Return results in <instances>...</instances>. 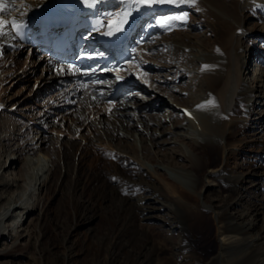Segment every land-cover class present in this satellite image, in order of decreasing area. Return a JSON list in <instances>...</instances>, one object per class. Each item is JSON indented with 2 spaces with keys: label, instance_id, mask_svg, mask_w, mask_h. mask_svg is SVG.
<instances>
[{
  "label": "bare ground",
  "instance_id": "obj_1",
  "mask_svg": "<svg viewBox=\"0 0 264 264\" xmlns=\"http://www.w3.org/2000/svg\"><path fill=\"white\" fill-rule=\"evenodd\" d=\"M48 1L16 0L15 5H13L11 0H4L8 14L1 16L4 19L12 20L19 18L20 11H23L22 19L25 20L34 15ZM21 4L25 5L22 9ZM160 4L164 7H187L195 14V16L192 15V19L197 22L200 21V25L204 26L207 32H211L209 38L206 37L202 40L203 50L209 53L206 54L203 64L200 65L204 76L205 90L211 94V97L202 102L196 100L191 105L184 106L183 103L179 105L183 109L181 112L184 113L182 119L186 123L188 122L191 128L196 129V132L190 130V133L192 135L197 133L196 135L199 137V139L189 138L193 154L192 156H185L186 160H188L191 171L195 172L197 176L198 187L206 185L213 189L215 186L219 187L221 194L218 202L214 203L209 196L202 200L201 193L187 190L163 173L161 177L165 182L161 183L157 181L158 179H154V176H150L142 165H138L131 159L123 158L111 151H108V153H106V150H104L106 152L102 151V144L112 143L115 139V133L119 135L122 134L123 130L136 132L140 129L139 126L136 127L138 123L133 122L139 110L143 109L145 115H149L150 110H158L162 105L166 106L165 104H168L166 100L159 99L152 93L153 101L139 105L133 99L138 97L139 92H148V90L144 87H139V91H136L134 87L140 84L126 80L122 81L124 86L118 90L119 102L112 109L114 120L111 119L103 126L101 121H96L97 123L94 121V124H88L87 121L89 117L102 112L105 101L100 100L97 109L91 108L90 104L86 102L73 106L70 98L77 95L76 92L79 91V87L74 84L72 86L73 91L71 89H63V101H65V105H68L66 108H74L70 120L72 121V126L75 124V131L78 132L83 126L88 124L89 130L94 129L96 131L99 128H104L105 134H100V132L97 134L99 144L92 140L79 144L64 143L63 145V143H60L59 136L57 138L54 137V141H51L53 144H50L49 147V153H52V162L47 165L46 169H44L46 164L42 163L43 172L41 174L37 172L38 176L34 177V187L36 188L37 186V189L40 190L50 180L54 181V185L60 184L70 190L67 206L71 207L70 203L72 202L74 211L72 214L69 211L68 215V212H65L66 204L63 209H60L61 213L65 212V217H68L63 222V227L67 228V230L65 229L67 236L76 233L79 229L78 226L81 227V225L91 223L98 215L99 209L104 208L107 222L100 233H102L103 237L112 239L114 249L112 251L109 250L111 252L109 260L99 259V264H116V260L119 261V264H154L156 256L165 250V246L161 243L157 244L146 230L138 227L137 223L140 220H152L155 217L160 220V228L165 231V235L169 233L168 230L170 229H176L181 232L182 239H179V241L174 235L170 236V234L166 235L167 237L165 238L173 254L185 255L183 256V264H264V230L262 231L264 226L258 229L259 234L257 236L252 235L257 230L255 222L258 220L264 223V203H259L256 200L249 201V208H246L250 210L248 215L245 212L232 213L229 211L230 207L237 205L239 183H241V178L246 176V173L243 170H231L228 166L229 159L236 156L234 149V146H237L235 143L237 142L236 133L242 126V123H239L234 116L238 112H241V114L245 112L241 110L240 99L246 98V102H248V99L255 96L252 91L248 90V86H241V63L247 57L242 52V45H244V40L255 42L257 40V38L253 37L255 34L262 38V40L260 39L261 41H264V0H196L195 4L189 2L181 3L174 0L167 2L166 0V2ZM248 19H254L255 21L252 24L258 26L261 31L251 32L250 29L248 30ZM189 41L186 36H182V43L188 44ZM5 43H13L12 38L0 40L1 46ZM148 45L147 43L140 50L144 51ZM18 49V51H24L26 48L18 47ZM159 49H161V46L159 44L155 45L151 47V50H145L143 55L145 58L152 57L157 64L163 63L164 61L161 62L162 59H166V62L169 61L171 63L173 60L170 57L171 55L167 57H155L153 55V50L159 51ZM177 51L179 61L183 62L189 56L184 49L179 48ZM50 59L51 57H47L45 66L48 67ZM14 60L16 59H13V62L16 63ZM43 60L45 61L44 58ZM150 61L152 60L150 59ZM14 63H10L12 68L15 66L13 65ZM10 66L4 72L9 73L12 69ZM188 69L187 67L183 68L184 71ZM148 75L151 76L149 72H145L142 78H149ZM9 76L0 73V85ZM169 76L168 80L182 79L181 73L174 76L169 74ZM51 77L55 81L54 86L64 82V79L58 73ZM168 80L163 79L160 83L166 85L170 83ZM194 86H196V83ZM159 88L163 89L164 92L167 89L166 86H160ZM0 100L1 112V108L7 106V104H4L1 96ZM209 101L213 103H209ZM14 104L16 103L9 104L7 108H12ZM198 105H204V107L198 108ZM109 118L111 117L109 116ZM4 121L0 125L6 126V121ZM126 121L127 125H124L123 123ZM230 121H232V124H230ZM149 122L145 121L146 125L149 126ZM98 123L100 124L98 125ZM111 129L115 130V132L112 133ZM27 134L28 132L22 133V135ZM41 141L30 142L33 147L30 148V145H26L24 148L25 150L28 149V152L34 150L35 152H42ZM154 143L156 145L160 144L158 141H154ZM131 149L135 151L132 146ZM124 151L128 150L124 149ZM145 151L147 152V150ZM12 155H14L13 151L7 152L5 156L10 158ZM152 159L155 162L156 159ZM87 160L89 165L85 167V161ZM9 167H13L12 163L7 165L6 162H3L0 169L6 170ZM262 168H264V162ZM38 171L41 170L39 169ZM259 174H262L260 178L249 180L254 185L252 192L256 191V188L260 187L261 184L264 186V173L257 170L251 172L254 177ZM14 183L15 180L9 181L5 179L4 175L0 174V204L4 198L1 191L15 185ZM9 203L10 206L8 208L5 206L2 214L8 220L12 219L11 222L15 221L16 223L19 219L18 217H24L21 214L24 210L27 213H30V211L32 213L36 210V207L31 205L28 199L26 202L19 203V200L16 199ZM11 205H16L17 207L11 210ZM18 208L21 211L17 212ZM210 211L212 214L215 213V227L212 232H207L206 237L209 241L200 245L197 241L198 236L202 237L204 234L203 231H200V227L205 221H208ZM159 216L162 219H159ZM53 227L52 225L50 229ZM50 229L45 226L44 231L45 235L50 238V247L55 249L62 244V235L58 232L56 233L54 228L52 231ZM5 230L3 234H5ZM107 251L108 249L105 247L98 246L93 254L96 258H99ZM1 255L3 257H11L13 253L12 251H6ZM66 257L69 261H75L72 251L68 255H57L54 261L57 264L61 260L64 261Z\"/></svg>",
  "mask_w": 264,
  "mask_h": 264
},
{
  "label": "rangeland",
  "instance_id": "obj_2",
  "mask_svg": "<svg viewBox=\"0 0 264 264\" xmlns=\"http://www.w3.org/2000/svg\"><path fill=\"white\" fill-rule=\"evenodd\" d=\"M183 8L186 9L183 15L190 14V18L186 19L187 21L185 20L186 23L168 34L156 37L151 45L152 47L158 44L161 46L160 52L153 50L155 57H167L171 55L170 57L173 59H169L172 60L171 63L169 61L166 62V59H162L161 62H164L157 64L156 60L151 58L152 62L149 63L151 65L149 70L151 76L148 75L149 78H146V82L144 83L151 84V86H146L143 82H139L141 83L139 85L135 80H130L139 85L134 87L136 91L139 87H144L148 90V92H139L140 96L138 95V97L134 98V102L139 105L147 104L149 101L154 100L151 97L153 93L157 98L166 100L168 104H165L166 106L162 105L158 110H150L149 115H145L143 109L139 110L133 122L138 123L136 127L139 126L140 129L136 132L133 130H123L122 134L119 135L115 133L113 142L110 144L103 143L101 148L103 149L102 151L106 150L107 152L104 151L106 153L111 151L123 158L131 159L135 163H138V165H142L150 176H154L153 178L158 179L157 181L161 183L165 182L161 177L163 173L187 190L201 193L202 200L206 196H209L214 203H217L221 194L219 187L215 186L214 189L210 188L209 185L198 187L197 176L195 172L191 171L188 160L185 157L192 156L193 154L189 138L194 137L199 139V137H197V133L193 135L190 133V130L195 131L196 129L191 128L189 123H186L182 119L184 113L181 112L183 109L179 104L182 105L183 103L184 106L191 105L196 100L202 102L211 97V94L205 90L204 76L200 68L204 57L209 53L203 50L204 48L201 43L204 38L211 36V32H207V29L200 25V21L197 22L192 19V15L195 16V14L190 9L187 7ZM254 21V19H248V30L250 29L251 32L261 31L258 26L252 24ZM182 36H186L190 40L188 44L181 42ZM253 37L257 38L255 42L244 40V45H242V52L247 57L241 63V86H248V90L252 91L255 96L248 99V102H246V98L240 99L241 110L245 112L244 114L238 112L234 116L239 123H242V126L238 133H236L237 142L235 143L237 146H234L236 156L235 158H230L228 162L231 170H243L246 173L244 178L240 177L241 183H239V192L236 199L237 205L230 207L229 211L232 213L245 212L246 215L250 214V210L246 209L249 208V201L256 200L259 203H264V186L261 184L260 187L256 188V191L252 192L254 185L249 181L250 179H258L262 176V174H259L257 177L251 175L253 170L264 173V168H262L264 162V70L260 74L257 72L259 62L255 60H253V70L250 67L252 56L253 59H255V56L257 58L261 55L264 56V41H261L262 38L258 37L257 34ZM179 48L186 50L189 55L183 62L179 61L177 57V50ZM209 49L212 51L211 48ZM148 50H151V47ZM13 59H16L14 60L16 63L13 64L15 66L12 68L10 63H13ZM41 63H44V60ZM41 63H38L35 59H32L30 62L25 51H18L15 53V56L7 54L0 57V73L10 75L0 85L1 99L4 100V104H7V106L16 103L12 108H7V106L2 107L0 112V124L4 120L6 121H4L6 126L0 125V166L3 162H6L7 165L9 163L13 165L12 168L9 167L6 170L0 169V174L4 175L5 179L9 181L15 180V185L5 188L6 191L5 189L1 191L4 198L0 204V254L12 251L13 255L11 257H3L1 255L0 264H56L54 258L57 255H68L71 251L75 261H69L66 257L65 263L61 260L57 264H99V259L109 260L110 251L114 249L112 239L105 238L100 233L107 222L104 208L99 209L98 215L91 223H86L83 226L81 225V227L78 226L79 229L76 233L67 236L65 234L67 228L63 227V222L68 217H65L64 214L68 212L69 215V211L71 214L74 211L72 202L70 203L71 207L67 206L70 190L62 187L60 184L54 185V181L50 180L38 190L37 186L36 188L34 187V177L38 176L37 172H40V174L43 172V162L46 164L44 169L47 168V165L51 164L52 153H49V147L50 144H53L51 141H54V137L57 138L59 136L60 143H63V145L64 143L79 144L92 140L95 143L97 142L96 144H99L97 134L99 132L100 134H105V129L89 130L88 124H94V121L95 123H97L96 121H101V125L103 126L108 121H111V119L114 120L112 115L109 118L107 114L104 115V112L106 109V112L111 110V113H113L112 109L117 105L114 107L108 104L103 105L102 112L93 115L94 120H90L92 116L89 117L88 124L83 126L78 132L75 131V124L72 126V121L70 120L73 109L69 114L64 115L60 111L59 105H65V101L64 104H59L55 107L57 102L56 104L54 103V98H56L54 95L56 93L51 89L55 84L54 79L51 77L54 74L50 73L48 75L49 70L48 73L44 74L46 69L39 68ZM9 66L12 68L10 72H4ZM184 66L189 69L184 71ZM179 73L182 74V79L168 80L170 78L169 74L174 76ZM163 79L168 80L170 83L163 85V83H160ZM195 83L196 86H194ZM158 85L159 87L166 86L168 90L166 89L164 92L163 89L157 87ZM60 114H62L61 119L59 121L57 119L54 120ZM145 121L149 122V126L146 125ZM123 124L127 125V121ZM230 124H232V121H230ZM111 130L112 133L115 132V130ZM23 132H28V134L22 135ZM38 140L43 141H41L42 152H35V150L28 152V149L25 150L24 146L30 145V148H32L33 145L30 142L33 143ZM154 141H158L160 144L156 145ZM131 146L135 148V151L131 149ZM124 149L128 151L125 152ZM12 151L14 152L12 157L8 158L5 156L7 152L10 153ZM152 158L156 159L155 162H153ZM88 165L89 161L87 160L85 161V167H88ZM39 169L41 171H38ZM16 199L19 200V203L26 202L28 199L29 203L36 207V210L32 213L31 211L27 213L24 210L21 213L24 217H18L19 219L15 223V221L11 222L12 219L8 220L2 212L5 210V206H7L6 208L10 206V201ZM65 204V212L61 213L60 209H63ZM204 206L207 208L205 204ZM15 207L17 206L11 205V210ZM19 209H17V212L21 211ZM209 216L208 221H205L200 227V231L204 233L202 237L198 236L197 241L200 245L209 241L206 237L207 232H212L215 227V213L212 214L211 212ZM158 218L162 219L160 216ZM252 218L251 220H253ZM137 224L139 228L146 230L157 244L161 243L165 246V250L156 256L154 264H169V262L170 264H173V262L174 264H183V256L185 255L173 254L165 238L167 237L166 235L170 234V236L174 235L177 241H179V239H182L179 230L170 229L168 230L169 233L165 235V231L160 228V220L157 217L152 220H140ZM52 225L55 232L62 235V244L55 249L50 247V238L45 235L44 231L45 226L50 229ZM255 226L257 230L252 235L257 236L259 234L258 229L263 227L264 223L257 220ZM4 230L5 234H3ZM96 246H103L108 251L104 252V255H101V257L96 258L93 254L97 248ZM116 264H119V261L116 260Z\"/></svg>",
  "mask_w": 264,
  "mask_h": 264
},
{
  "label": "snow or ice",
  "instance_id": "obj_3",
  "mask_svg": "<svg viewBox=\"0 0 264 264\" xmlns=\"http://www.w3.org/2000/svg\"><path fill=\"white\" fill-rule=\"evenodd\" d=\"M86 3L89 4V6H94L98 0H85ZM166 0H132V3H134L137 7L141 5L146 6H152L156 3H164ZM167 2H171V0H167ZM181 3L183 2H189L191 4H195L196 0H180ZM11 3L15 5L16 0H11ZM25 7V5L21 4V9ZM7 5L4 3V0H0V15H7ZM24 15L23 11H20L19 18H14L12 20L3 19L0 18V40H7L8 38L15 39L17 37L22 36L23 29L25 27L22 17ZM128 13H125L124 16L126 17ZM187 14H184V16H175V17H168L167 20L174 21V20H186ZM126 20L120 21L119 23H125ZM120 27L117 26L116 31H120ZM107 35H113L114 33L110 30L106 33ZM207 67V66H205ZM86 87V85H85ZM209 103H213L212 101H209ZM198 108H203L204 105H198Z\"/></svg>",
  "mask_w": 264,
  "mask_h": 264
}]
</instances>
